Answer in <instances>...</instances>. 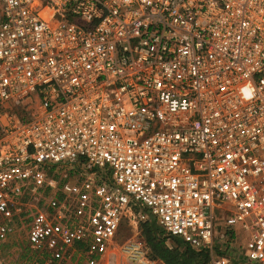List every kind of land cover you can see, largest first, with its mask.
Here are the masks:
<instances>
[{
	"label": "built area",
	"instance_id": "1",
	"mask_svg": "<svg viewBox=\"0 0 264 264\" xmlns=\"http://www.w3.org/2000/svg\"><path fill=\"white\" fill-rule=\"evenodd\" d=\"M135 207L264 264V0H0V253L164 264L115 242Z\"/></svg>",
	"mask_w": 264,
	"mask_h": 264
},
{
	"label": "rangeland",
	"instance_id": "2",
	"mask_svg": "<svg viewBox=\"0 0 264 264\" xmlns=\"http://www.w3.org/2000/svg\"><path fill=\"white\" fill-rule=\"evenodd\" d=\"M135 218L130 220L124 219L119 227L117 237L115 242L118 243L119 247L128 243L130 241H144L146 245V250L149 253V248L144 240V237L141 234V227L144 223L155 227L157 234L165 237V244L169 248L173 247H184V243L176 237H171L166 234L163 229L156 223L153 216L149 213L148 210L142 207H135L133 209ZM226 226V221L220 219L218 221V231L223 234L222 226ZM230 237L229 242H232V246L236 247L238 244H243L246 241V233L243 228L236 222L229 225ZM235 250V249H233ZM196 251V250H195ZM117 252V251H116ZM117 255L121 261L124 256L117 252ZM40 260H43L40 262ZM0 264H66V261L59 263L56 260H50L49 257H44V254L28 244L26 241L24 231L17 228L16 232L9 238L8 242L3 246L0 253ZM103 264H107L106 260ZM206 264H212L209 258Z\"/></svg>",
	"mask_w": 264,
	"mask_h": 264
},
{
	"label": "trees",
	"instance_id": "3",
	"mask_svg": "<svg viewBox=\"0 0 264 264\" xmlns=\"http://www.w3.org/2000/svg\"><path fill=\"white\" fill-rule=\"evenodd\" d=\"M141 234L149 248V255L164 264H206L209 260L206 251H195L185 244L181 248H169L165 244V237L157 234L156 228L146 223L141 227Z\"/></svg>",
	"mask_w": 264,
	"mask_h": 264
}]
</instances>
